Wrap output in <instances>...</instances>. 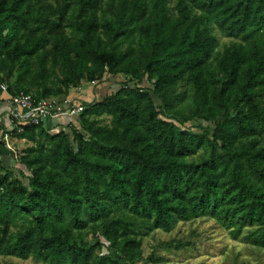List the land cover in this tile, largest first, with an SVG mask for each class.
<instances>
[{
  "label": "trees",
  "instance_id": "obj_1",
  "mask_svg": "<svg viewBox=\"0 0 264 264\" xmlns=\"http://www.w3.org/2000/svg\"><path fill=\"white\" fill-rule=\"evenodd\" d=\"M105 74L126 80L78 125L8 130L29 177L0 152V254L138 264L143 232L202 217L264 249V0H0L6 93L61 100Z\"/></svg>",
  "mask_w": 264,
  "mask_h": 264
},
{
  "label": "rangeland",
  "instance_id": "obj_2",
  "mask_svg": "<svg viewBox=\"0 0 264 264\" xmlns=\"http://www.w3.org/2000/svg\"><path fill=\"white\" fill-rule=\"evenodd\" d=\"M212 33L218 39L217 50H222L224 46L230 44L234 39L226 37L216 27L213 22L208 23ZM121 77V80H112L109 74L103 75V80L106 84L104 93H110L116 87V81L122 82L126 80L123 74H116ZM105 78V79H104ZM95 83L89 81H82L80 91L85 90L87 93L91 92ZM141 85L149 88L148 82L142 80ZM75 89L72 88L71 92ZM100 96V95H99ZM99 96L95 97L99 99ZM102 96V95H101ZM88 98V97H87ZM93 98L92 100H94ZM89 99V98H88ZM74 100V99H73ZM75 125H78L76 116L70 118ZM103 122H107V118L103 117ZM183 126L190 128L194 131H203L208 127H212V123H207L202 119H192L184 122ZM10 153L5 157V164L7 167L12 168L17 176L24 184L28 183V171L17 161L15 153L18 149L25 146L27 142L19 140L11 143ZM202 150H200V153ZM198 155L195 156V158ZM17 165V167H16ZM140 237L143 239V254L138 260V264L146 263L151 264L148 257H156V262L159 264H264V249L259 248L246 242L242 237L233 239L227 229L222 227L213 218L202 217L192 221H178L174 227L166 232L160 229H154L149 232H143ZM190 242L187 246L180 248L164 247V242L176 243ZM11 262L13 264H46L41 261L34 260L29 257L27 259H20L14 256L1 255L0 263Z\"/></svg>",
  "mask_w": 264,
  "mask_h": 264
},
{
  "label": "built area",
  "instance_id": "obj_3",
  "mask_svg": "<svg viewBox=\"0 0 264 264\" xmlns=\"http://www.w3.org/2000/svg\"><path fill=\"white\" fill-rule=\"evenodd\" d=\"M3 92H6V86L0 85ZM11 114L14 125L25 123H36L39 120L48 118H58L63 116L78 115L83 110V104L71 98L57 99L54 97L41 98L35 100L30 93L20 92L15 95H9ZM21 130V127H18ZM9 131L3 134V139L7 142Z\"/></svg>",
  "mask_w": 264,
  "mask_h": 264
},
{
  "label": "crops",
  "instance_id": "obj_4",
  "mask_svg": "<svg viewBox=\"0 0 264 264\" xmlns=\"http://www.w3.org/2000/svg\"><path fill=\"white\" fill-rule=\"evenodd\" d=\"M110 76H111L112 80H118L119 81L122 79L118 75L112 76L109 74V77ZM118 81H116V87L119 84ZM92 83H95V82H92ZM97 84L98 85H95L94 88L89 93H87L85 90L80 91L81 86L72 87L75 89V91L71 92L72 88H70L68 94L64 98H68V99L71 98V99H74L78 102H83V101L89 102V101H93L92 99L99 96V95H100L99 96V99H100L105 94H109V92L102 94V92L106 91L105 87H103V84H106V82H104L103 79L100 80V82ZM116 87L114 89H116ZM64 98H62V99H64ZM99 99L95 98L94 101L99 100ZM10 112H11V106H10L9 94L6 92H2L0 94V141L4 140L3 134L6 131H8L9 129H11V127L14 124V122H13L14 119H13L12 114ZM75 116H77V115L63 116V117H58V118H48V119H45L43 121V125L50 130L59 129V128L65 126V124L72 122L73 120H71L70 118H73ZM72 123L74 124V122H72ZM10 139H11L12 144L19 141V140H23V141L27 142L25 146H27L28 144H31V142L27 141L25 138L9 137L8 140H10ZM9 146H11L9 141H7V142L5 141V145L0 144V152L3 156L4 162H5V157L7 158L6 154L8 155L10 153V150L12 149ZM22 148H24V146H22ZM22 148L18 149V151H20ZM16 167H17V165H16ZM10 169H12V168H10Z\"/></svg>",
  "mask_w": 264,
  "mask_h": 264
}]
</instances>
